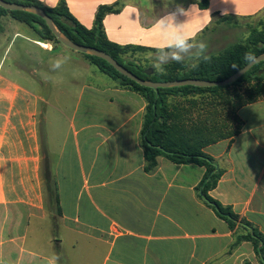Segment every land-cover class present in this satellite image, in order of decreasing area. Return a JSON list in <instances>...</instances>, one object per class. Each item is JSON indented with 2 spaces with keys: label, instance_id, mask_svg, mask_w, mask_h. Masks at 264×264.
Wrapping results in <instances>:
<instances>
[{
  "label": "crops",
  "instance_id": "1",
  "mask_svg": "<svg viewBox=\"0 0 264 264\" xmlns=\"http://www.w3.org/2000/svg\"><path fill=\"white\" fill-rule=\"evenodd\" d=\"M37 1L50 8L65 1L88 29L100 7L120 1L124 9L104 21L111 42L183 55L202 53L201 42L209 49L220 18L264 11V0H209L207 8L203 0ZM162 17L193 38L187 51L166 47ZM14 22L0 18V43L8 41L0 51V264H259L253 245L235 248V230L201 199L205 168L160 157L147 171L141 95ZM63 60L83 65L88 78L60 77L55 65ZM238 114L240 135L205 149L225 170L210 196L264 234V101ZM45 173L60 214L47 203Z\"/></svg>",
  "mask_w": 264,
  "mask_h": 264
},
{
  "label": "trees",
  "instance_id": "2",
  "mask_svg": "<svg viewBox=\"0 0 264 264\" xmlns=\"http://www.w3.org/2000/svg\"><path fill=\"white\" fill-rule=\"evenodd\" d=\"M25 6H37L53 19L57 27L74 43L93 47L106 52L118 63L141 79L153 82H174L187 79L204 81H224L243 69L247 63L245 54L255 57L264 54V22L250 26L248 36L237 41L215 55L200 58L191 64L181 60L172 61L154 70L150 76L144 74L149 69L130 60L131 53L149 51L143 47H123L111 42L105 32L104 21L109 14L120 13L125 5L117 2L102 6L95 16L92 29L81 25L71 14L65 1L50 8L37 0H6ZM209 0L200 3L207 8ZM11 16L15 21L32 27L39 38L46 42L61 44L48 27L46 21L34 14L8 11L0 6V18ZM220 21L233 25L234 17H222ZM1 28V27H0ZM83 54V53H82ZM85 59L101 73L112 78L121 88L130 89L146 101V113L141 134V145L145 152L146 169L158 167V158L165 157L178 165L196 164L205 168V175L198 187L201 199L211 207L217 216L225 220L235 230L234 247L250 242L259 264H264V234L252 223L236 214L232 207L225 206L210 196L217 188L225 170L205 152V149L223 140H231L244 127L239 110L245 106L264 101V61L255 65L237 82L224 87L201 88L195 86L171 89L144 87L122 75L107 61L84 54ZM45 193L49 206L60 214V199L53 177L43 175ZM250 264V263H245Z\"/></svg>",
  "mask_w": 264,
  "mask_h": 264
},
{
  "label": "rangeland",
  "instance_id": "3",
  "mask_svg": "<svg viewBox=\"0 0 264 264\" xmlns=\"http://www.w3.org/2000/svg\"><path fill=\"white\" fill-rule=\"evenodd\" d=\"M161 1V0H158ZM11 17V16H9ZM9 19V18H8ZM264 22V11L259 13L258 15L254 17L249 18H240V19H234L232 24L237 25L239 28H230L228 27V24H226L223 21H215V24H221L223 26H219V29L217 31H211L209 33V40L211 42L209 43V49L203 50L202 53H194L190 52L187 55L183 54H169V53H154L150 51L146 52H135L131 53L130 60L133 61L135 64L140 65L142 67H147L149 69L154 68V64H159L161 67L164 65L174 61L172 57L174 55H180L182 57V60L187 61L191 64L195 63L198 59H200V55L203 57L204 55L210 56L218 54V52L222 51L224 48L229 46L230 44H233L237 41L244 40L248 36V30L250 26H258L260 23ZM1 24H7V19H2ZM15 27L19 30V32L26 36L33 35L32 31L25 25L18 22H14ZM222 27V28H221ZM216 28V27H215ZM13 33V32H12ZM8 37L12 38L13 34L10 32L7 34ZM6 39L2 40L5 41ZM22 43H26L23 38L17 39V45H20ZM8 41L6 43L2 44L0 43V51L3 50V46L7 45ZM28 44V43H27ZM61 47H65L64 45L60 44ZM71 55H76L78 57L85 58L84 54L80 52H76L74 50H71L69 48H65ZM35 50V49H30ZM208 52V54H207ZM17 54V48H13L10 53V58L15 57ZM1 56V53H0ZM157 70V69H156ZM72 73L76 76V78L79 81L86 80L88 78L86 74V70L83 67V65L79 63L70 64L69 60H63L60 64V67L58 69V74L60 77L63 76V78H67L69 74ZM45 127V124L43 125ZM47 203L49 204V197L46 193ZM49 208H51L49 206Z\"/></svg>",
  "mask_w": 264,
  "mask_h": 264
},
{
  "label": "water",
  "instance_id": "4",
  "mask_svg": "<svg viewBox=\"0 0 264 264\" xmlns=\"http://www.w3.org/2000/svg\"><path fill=\"white\" fill-rule=\"evenodd\" d=\"M0 6L8 11H21L34 14L38 17L44 19L52 31V33L56 36L57 40L64 45L65 47L74 50L76 52H80L86 55H90L93 57H98L107 61L111 64L117 71H119L122 75L128 77L129 79L135 81L136 83L152 88L155 90L158 89H171L176 87H185V86H195L201 88H211V87H224L231 85L237 82L240 78H242L246 73H248L255 65L264 61V54L256 57L255 61L246 65L243 69L239 70L237 73L232 75L230 78L214 82V81H204L198 79H187L182 81H174V82H153L151 80L141 79L131 71H129L126 67L118 63L114 58H112L109 54L99 49L93 47H86L83 45H79L74 43L70 38H68L54 23L53 19L45 12V10L37 7V6H25L17 3H11L6 0H0ZM154 73L153 69H147L144 71V74L150 76Z\"/></svg>",
  "mask_w": 264,
  "mask_h": 264
},
{
  "label": "clouds",
  "instance_id": "5",
  "mask_svg": "<svg viewBox=\"0 0 264 264\" xmlns=\"http://www.w3.org/2000/svg\"><path fill=\"white\" fill-rule=\"evenodd\" d=\"M158 28L160 29L161 34L164 36L165 39L171 41V43H168L166 47H175L179 49L180 51H187L188 45L190 44L192 37H189L187 35L182 34L179 30H173L174 25L172 23H166L165 18H160L158 21ZM200 47L202 50H206L207 45L203 42H201ZM172 59L180 63L182 60V57L180 55H174ZM205 59H209V57H205ZM245 61L247 63H252L255 61L256 57L251 53L245 54ZM56 67L60 66V62L58 61L55 65ZM153 67L157 69L160 72L164 71V68H162L159 64H154Z\"/></svg>",
  "mask_w": 264,
  "mask_h": 264
}]
</instances>
